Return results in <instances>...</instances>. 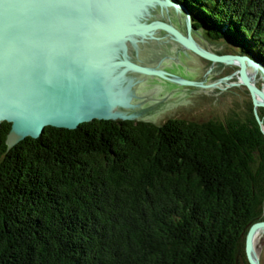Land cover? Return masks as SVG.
<instances>
[{"label":"trees","instance_id":"16d2710c","mask_svg":"<svg viewBox=\"0 0 264 264\" xmlns=\"http://www.w3.org/2000/svg\"><path fill=\"white\" fill-rule=\"evenodd\" d=\"M179 1L209 42L264 65V0ZM246 109L46 127L11 149L3 122L0 264H249L248 230L264 220V135Z\"/></svg>","mask_w":264,"mask_h":264},{"label":"water","instance_id":"95a60500","mask_svg":"<svg viewBox=\"0 0 264 264\" xmlns=\"http://www.w3.org/2000/svg\"><path fill=\"white\" fill-rule=\"evenodd\" d=\"M192 20L179 0H0V128L11 124L8 148L40 138L46 127L153 123L179 106L164 117L171 118L236 77L230 88L247 89L264 135V65L215 53ZM193 56L213 64L207 75L198 78L187 65ZM229 66L238 72L209 81ZM263 235L264 220L248 230L249 264H261L255 243Z\"/></svg>","mask_w":264,"mask_h":264},{"label":"rangeland","instance_id":"374dc122","mask_svg":"<svg viewBox=\"0 0 264 264\" xmlns=\"http://www.w3.org/2000/svg\"><path fill=\"white\" fill-rule=\"evenodd\" d=\"M200 32L201 34H203V30ZM204 36H206V33H204ZM208 44L209 46L213 47L211 49H213L216 53L220 55H240L241 47L226 40L220 42L208 41ZM193 58L196 60V62H198V67H196V69L198 71V78H201L205 74L206 70L213 64L206 60L199 59L197 57L195 58L194 56ZM237 70L238 67L236 66L225 67L220 74L215 75L209 81L211 82L215 80H220L224 77H229L235 74ZM258 79L259 74L257 80ZM232 83L238 84V77L230 79L228 84H224L221 89H212L216 93H220L225 90L217 96H210L206 94L195 95V100H198V102L191 103H195L196 105L190 111L179 112L173 118H185L188 120L207 121L210 119H224L230 115H233L234 113H240L241 115H243L247 111V104L251 101L250 96L248 94L249 92L246 90L245 87L242 86H240L241 89L238 86L230 88V85ZM258 87L262 88L261 83L259 81ZM259 111H261V109ZM168 119L171 118H164L162 123H165ZM255 247L258 256L261 260V264H264V235L257 238Z\"/></svg>","mask_w":264,"mask_h":264},{"label":"flooded vegetation","instance_id":"af4514ba","mask_svg":"<svg viewBox=\"0 0 264 264\" xmlns=\"http://www.w3.org/2000/svg\"><path fill=\"white\" fill-rule=\"evenodd\" d=\"M192 22H193V20H192ZM203 37L205 38V36L203 35ZM197 39V38H196ZM206 39V38H205ZM198 41H199V43H201L202 45H204L203 44V42H201V40H199V39H197ZM207 41V40H206ZM208 42V41H207ZM213 50V49H212ZM214 51V50H213ZM215 52V51H214ZM216 53V52H215ZM218 54V53H217ZM220 55V54H219ZM198 58V57H197ZM199 59H201V58H199ZM187 65L189 66V67H198L197 65V63L198 62H195V63H193L192 61H191V59L190 60H187ZM209 71V69H207L206 70V72H205V74L203 75V76H205V75H207V72ZM198 72V71H197ZM211 73V72H210ZM202 76V77H203ZM247 90V89H246ZM249 94V93H248ZM250 96V95H249ZM251 99V98H250ZM179 106H175V107H173L172 109H170V110H168V111H166V112H164V113H162V114H160V115H158V116H156L155 117V119H154V121H153V123H158L159 122V120H162L166 115H168V114H173V113H175L176 112V110H177V108H178ZM173 116V115H172ZM171 117V116H170ZM171 118H173V117H171Z\"/></svg>","mask_w":264,"mask_h":264},{"label":"bare ground","instance_id":"6f19581e","mask_svg":"<svg viewBox=\"0 0 264 264\" xmlns=\"http://www.w3.org/2000/svg\"><path fill=\"white\" fill-rule=\"evenodd\" d=\"M201 45V44H200ZM201 46H203V45H201ZM234 55H237V54H234ZM237 67V66H236ZM238 70H239V68H238ZM238 70H237V72H238ZM248 72H251L250 74L252 75V76H254L255 77V81L257 80V78H258V74L256 75V73L252 70V69H249L248 68ZM257 86V85H256ZM243 87V86H242ZM262 110V109H261Z\"/></svg>","mask_w":264,"mask_h":264}]
</instances>
